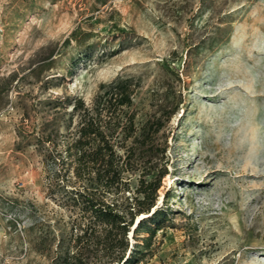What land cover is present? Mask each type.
Segmentation results:
<instances>
[{
	"label": "rangeland",
	"instance_id": "1",
	"mask_svg": "<svg viewBox=\"0 0 264 264\" xmlns=\"http://www.w3.org/2000/svg\"><path fill=\"white\" fill-rule=\"evenodd\" d=\"M119 78L137 127L164 125V154H132L163 175L167 211L133 264H264V0H0V264L72 262L80 217L57 154L75 101ZM82 260L107 263L93 247Z\"/></svg>",
	"mask_w": 264,
	"mask_h": 264
},
{
	"label": "trees",
	"instance_id": "2",
	"mask_svg": "<svg viewBox=\"0 0 264 264\" xmlns=\"http://www.w3.org/2000/svg\"><path fill=\"white\" fill-rule=\"evenodd\" d=\"M101 91L92 107H87L81 99L75 101L71 114L72 120L78 119L75 132L65 150L57 154L62 167L55 173V180L62 188L68 183L73 185V190L68 192L70 206L80 217L74 228L77 251L70 257L72 262L66 258L63 264H81L85 251L91 247L103 252L106 264L138 262L136 256L151 247L167 215V211L157 207L163 175L148 180L149 173L140 169L149 166L132 157L143 148L148 149L150 158H156L159 151L164 154L165 149L158 150L154 143L164 125L158 119L137 127L131 78L102 85ZM50 138L47 135L45 142L51 141ZM52 156L53 152L49 153ZM69 173L72 177L63 182L60 177ZM127 192L132 195L126 196ZM146 215H149L147 219H140L134 226L136 217ZM141 232L147 235L140 237ZM129 233L140 238L141 244L130 247Z\"/></svg>",
	"mask_w": 264,
	"mask_h": 264
}]
</instances>
